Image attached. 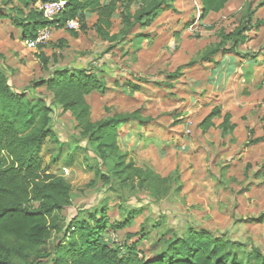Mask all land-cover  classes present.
Wrapping results in <instances>:
<instances>
[{"label":"rangeland","instance_id":"rangeland-1","mask_svg":"<svg viewBox=\"0 0 264 264\" xmlns=\"http://www.w3.org/2000/svg\"><path fill=\"white\" fill-rule=\"evenodd\" d=\"M1 4L2 0L0 68L14 90L25 92L29 98L42 97L49 104L51 96L43 87L35 88V82L48 78L55 69L92 71L109 88L105 95L94 92L86 98L92 121L114 113L140 111L149 118L150 127L143 130L148 140L141 142L135 132V150L121 152H128L137 167L151 169L160 177L170 176L172 180L179 177L180 190L176 191L178 185L172 184L166 195H155L153 190L137 185L126 188L116 179L103 185L94 178L93 169L100 165L101 172L109 174V166L101 165L83 142L81 153L68 158L65 164L56 165L50 158L49 170L71 185L72 203L61 213L63 224L80 210L105 205L110 222L116 224L128 212H139L127 228L110 231L106 238L114 245L137 243L145 258L156 255L172 235H185L188 228L225 236L243 244L247 251L256 248L264 254V176L256 177L264 164V143L245 147L249 131L254 138L264 136L263 67L259 64L249 67L252 62L243 58L264 51V9L259 10L264 0H237L232 14L229 3L220 15H211L201 25L197 22L199 3L177 0L174 10L165 12L150 28L136 30L153 36L152 41H142L138 49L131 43L104 42L92 30L76 31L77 36L72 37L62 28L52 29L50 39L41 48L28 50L21 39V30L12 25L6 17L9 12ZM12 4L23 15L29 8H35L34 4L27 10L20 3ZM135 9L136 6H131V11ZM247 16L254 28L243 47L236 49L238 54L235 51L223 57L218 54L212 63H201L202 55L221 44L222 36L242 24ZM193 19L197 21L191 25ZM111 21L112 34L121 28L118 12ZM93 23L88 19V26ZM186 23L190 26L183 30ZM41 29L37 27V31ZM174 34H178V39ZM229 48L231 43L226 41L223 49L230 52ZM39 54L48 60L46 68L38 61ZM235 56L242 60V68L235 63L237 59L233 63L231 58ZM192 62H196L194 67H186ZM234 68L239 71L230 79ZM127 82L140 86V91L129 95L124 91L127 88H123ZM214 107H221L222 113L231 115V123L236 124L233 132L222 136L218 128L206 133L197 128ZM220 122L215 120V126ZM52 123L60 141L79 138L73 118L55 106ZM132 130L137 131L133 127ZM175 136L177 143L171 141ZM47 148L42 153L44 165L50 154ZM60 238L52 234L44 252L50 253ZM42 264H51L50 258Z\"/></svg>","mask_w":264,"mask_h":264},{"label":"trees","instance_id":"trees-1","mask_svg":"<svg viewBox=\"0 0 264 264\" xmlns=\"http://www.w3.org/2000/svg\"><path fill=\"white\" fill-rule=\"evenodd\" d=\"M45 1L49 0H2L1 7L9 12L6 17L12 25L21 30L22 40L34 38L37 27L62 29L66 21L76 19L78 31L82 33L92 30L104 42L114 45L131 43L137 49L143 40L152 41L153 36L136 33V30L150 28L165 12L173 11L177 2L108 0L102 4L101 0H63L64 10L53 21H45L37 8L39 2ZM193 1H197L200 8L198 21L193 19L191 25L196 21L201 25L208 15L220 13L230 0ZM13 2L20 3L25 10L31 4L35 8H29L23 15ZM133 5L136 9L131 11ZM117 12L121 28L111 34L112 16ZM89 15L95 16L91 26L86 23ZM250 23L251 18L247 16L242 24L223 35L222 43L206 51L201 63H212L218 54L236 53V49L247 41L244 32L254 28ZM189 26L186 23L182 29L187 30ZM256 26L260 25L256 22ZM69 34L77 36L74 31H69ZM174 37L178 39V34ZM226 41L231 43L230 52L223 49ZM243 58L252 62L249 67L261 65L264 73V51L259 55L247 54ZM38 61L42 68L47 67L48 60L41 54ZM195 65L196 62H192L186 67ZM34 87L45 89L51 96L49 104L42 97L29 98L25 92L14 90L0 68V264H42L46 258H50L51 264H264V254L259 249L247 251L243 244L204 229L188 228L185 235H172L151 258H145L138 251L137 243L128 245L127 241L114 245L106 238L108 232L127 228L139 214L134 210L116 224L110 222L107 207L102 205L94 210H80L66 225L63 224L61 213L72 203L71 185L63 176L49 170L50 158L65 164L68 158L73 159L75 152L81 153L80 144L83 142L101 165L109 166V174H103L100 165L93 169L94 178L103 185H110L112 179H116L123 187L137 185L140 189L153 190L155 195H166L172 184L178 185L176 191L181 186L178 176L172 180L170 176L160 177L151 169L137 167L129 158L130 154L119 149L118 130L121 126L131 122L138 125L149 123V118L143 117L140 111L114 113L92 121L86 98L94 92L106 94L109 88L101 77L88 69H55L48 78L35 82ZM125 87L124 91L129 95L140 91V86L128 82ZM53 106L70 114L79 138L59 141L52 126ZM215 120L221 121L218 126H215ZM235 127L231 123V115L222 113L221 107H214L197 125L202 133L218 128L222 136L233 132ZM248 135L245 147L264 143V136L254 138L250 131ZM46 142L54 144L56 150L50 152L49 164L44 165L41 152ZM64 152L65 157L61 159ZM263 170L264 164L256 173L257 178L264 176ZM52 234L61 238L50 253H45L43 247ZM126 237L131 240L130 235Z\"/></svg>","mask_w":264,"mask_h":264},{"label":"crops","instance_id":"crops-1","mask_svg":"<svg viewBox=\"0 0 264 264\" xmlns=\"http://www.w3.org/2000/svg\"><path fill=\"white\" fill-rule=\"evenodd\" d=\"M107 1L108 0H101V2H102V4H106L107 3ZM230 3V14H232V13H234L235 12V7H236V3H237V0H230L227 4H226V6L228 5ZM226 6H225V8H226ZM223 9L220 13H218V14H210V15H208L204 20H206L207 18H209L211 15H220L223 11H225L226 9ZM262 9H264V6L263 7H261L259 10H262ZM88 19H90L91 21H95V16L94 15H89V16H87L86 17V23H87V21H88ZM203 20V21H204ZM251 24V23H250ZM88 25V24H87ZM54 30V29H53ZM252 31V30H251ZM57 32H59V30H57ZM57 32L55 33V35L57 34ZM250 31H245L244 32V36L245 37H248V33H249ZM54 35V34H53ZM143 41H146V40H143ZM242 47H243V45H242ZM237 53V52H236ZM238 54V53H237ZM223 56H225V55H223ZM223 56H220V57H223ZM231 58V57H230ZM232 59V61H233V63H234V59H237V61L235 62V63H238V68H242L243 67V63H241L242 62V60L240 59H238L236 56L235 57H232L231 58ZM239 61V62H238ZM232 65H234V64H232ZM231 69H233L232 67H231ZM230 69V70H231ZM237 71H239V69H235L234 68V73H232V74H230V79H231V77L233 76V75H235L236 73H238ZM263 79H264V73H263ZM212 80V79H211ZM241 82L242 83H244L245 81L242 79L241 80ZM211 83H212V81H211ZM214 83V82H213ZM224 83H226V82H224ZM219 85H220V82H219V79H218V87H219ZM223 87V86H222ZM222 109V108H221ZM64 114H66V113H64ZM69 114V113H68ZM220 124V123H219ZM232 124H235V123H232ZM218 126V125H217ZM235 126H236V124H235ZM132 127L134 128V129H136L137 131H134V130H132ZM150 127V125H149V123H147V124H144V125H138L137 123H133V122H131V123H128V124H125V125H123V126H121L120 128H119V130H118V146H119V149L120 150H127V151H133V150H135V143H136V140H135V138H134V136H133V133H135L136 132V134H138L139 136H137L136 138H139L140 140H141V142H143L144 143V141H146V140H148V139H146V138H148L147 137V135L148 134H144L143 132V130H145V129H147V128H149ZM236 128V127H235ZM235 130V129H234ZM177 137L178 136H175V138H173V139H171V141H174L175 143H177L178 141H177ZM59 139V138H58ZM179 140H184V138L182 139H180L179 138ZM59 141H60V139H59ZM68 141V139H66L65 141H60V142H67ZM50 144V147H48L49 149H50V152H52V151H55L56 150V146L54 145V144H52V143H50V142H46V144ZM44 145V148H43V150H42V152H41V155H42V153L46 150V148H47V145ZM260 144H262V143H260ZM259 145V144H258ZM80 146H81V144H80ZM255 146H257V145H255ZM252 147V146H251ZM47 148V149H48ZM77 153H80V151H77V152H75V154L74 155H76ZM65 154H66V152H64V153H62V155H61V159H64V157H65ZM49 156H50V154H49ZM43 157V156H42ZM60 163L61 164H63L62 163V161H60ZM46 164H49V158H48V162L46 163ZM45 164V165H46ZM59 164V162L56 164V165H58ZM55 166V165H54ZM229 239V238H228Z\"/></svg>","mask_w":264,"mask_h":264},{"label":"built area","instance_id":"built-area-1","mask_svg":"<svg viewBox=\"0 0 264 264\" xmlns=\"http://www.w3.org/2000/svg\"><path fill=\"white\" fill-rule=\"evenodd\" d=\"M64 7L65 1L63 0H49L45 2H39L37 6L38 11L41 13L42 19L45 21H53L64 10ZM64 28L67 31L76 32L79 30V23L76 19L68 20L65 22ZM51 30L52 29L50 27H46L37 31L34 38L28 39L24 42L26 49L35 50L39 45L45 44L50 39ZM185 133H189V130H187ZM64 172L66 173L65 169Z\"/></svg>","mask_w":264,"mask_h":264}]
</instances>
